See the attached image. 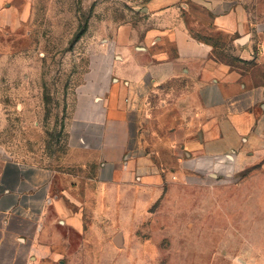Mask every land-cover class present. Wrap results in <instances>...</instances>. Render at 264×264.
Listing matches in <instances>:
<instances>
[{
	"label": "rangeland",
	"instance_id": "374dc122",
	"mask_svg": "<svg viewBox=\"0 0 264 264\" xmlns=\"http://www.w3.org/2000/svg\"><path fill=\"white\" fill-rule=\"evenodd\" d=\"M147 1L20 0L21 24L0 29V158L58 171L43 214L0 225V264H264L258 205L264 157L246 167L210 169L196 167L192 159L204 158L185 147L206 120L195 86L210 78L206 60L252 71L258 80L264 74L252 50L245 57L247 41L239 40L252 33L264 45L260 0H245L250 28L231 31L204 8L194 13L203 17V33L186 24L210 49L205 62L176 61L174 75L145 96L156 180L136 173L102 182L90 153L70 154L67 125L81 94L105 93L115 77L110 68L125 51L116 36L135 28L143 34L159 22L143 11ZM250 176L254 183L243 181ZM247 186L254 187L249 206Z\"/></svg>",
	"mask_w": 264,
	"mask_h": 264
},
{
	"label": "crops",
	"instance_id": "0c3cea01",
	"mask_svg": "<svg viewBox=\"0 0 264 264\" xmlns=\"http://www.w3.org/2000/svg\"><path fill=\"white\" fill-rule=\"evenodd\" d=\"M19 1L0 0V29L12 30L21 24ZM245 5V0L242 9L236 0H148L143 11L159 22L147 27L143 34L135 28L128 36H116L117 44H123L125 51L119 64L110 68L115 77L109 80L105 93L81 94L67 125L70 154L90 153L98 161L96 176L102 182L122 181L126 176L132 179L136 173L140 177L154 174L150 180H156V164L147 152L145 96L174 75L176 61L205 60L210 48L196 39L186 25H200L196 31L203 33V17L195 12L204 8L210 15L209 11H213L216 22L234 31L240 25L242 29L250 28ZM262 6L264 0L257 3L258 9ZM260 35L264 39L263 31ZM247 36L245 57H252V50L258 56L256 66L264 67V45L255 44L252 33ZM162 42L168 46L157 47ZM110 52L107 48L104 55ZM143 55L148 58L140 59ZM206 61L210 78L195 84L206 120L198 139L185 144L194 157H203L204 161L192 160H197L196 167L210 169L230 164L246 167L260 161L264 157V74L258 80L252 71L232 70L216 61ZM57 173L49 167L1 157L0 225L7 226L17 217L31 219L43 214L52 203ZM253 179L257 178L250 176L243 181L250 184L255 182ZM258 183L259 210L264 212V176H258ZM245 189L248 191L243 198L249 206L254 187Z\"/></svg>",
	"mask_w": 264,
	"mask_h": 264
},
{
	"label": "trees",
	"instance_id": "16d2710c",
	"mask_svg": "<svg viewBox=\"0 0 264 264\" xmlns=\"http://www.w3.org/2000/svg\"><path fill=\"white\" fill-rule=\"evenodd\" d=\"M82 34H83V30L78 31V32L75 34L72 43H75L76 41H78V40L80 39V37L82 36Z\"/></svg>",
	"mask_w": 264,
	"mask_h": 264
},
{
	"label": "water",
	"instance_id": "95a60500",
	"mask_svg": "<svg viewBox=\"0 0 264 264\" xmlns=\"http://www.w3.org/2000/svg\"><path fill=\"white\" fill-rule=\"evenodd\" d=\"M247 39H248V36L246 35V36L241 37L239 40H240V42L243 43V42H246ZM115 240H116V242H119V237L116 236Z\"/></svg>",
	"mask_w": 264,
	"mask_h": 264
}]
</instances>
